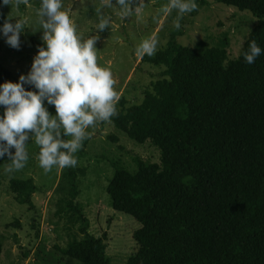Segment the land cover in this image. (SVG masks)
<instances>
[{
	"label": "trees",
	"instance_id": "obj_1",
	"mask_svg": "<svg viewBox=\"0 0 264 264\" xmlns=\"http://www.w3.org/2000/svg\"><path fill=\"white\" fill-rule=\"evenodd\" d=\"M197 3L250 11L259 23L233 60L226 37L215 47L194 49L178 42L183 30H174L164 49L143 57L165 67L161 79L148 86L141 103L117 102L118 114L109 121L161 153L160 164L136 156V171L114 164L107 189L112 207L141 225L134 234L139 250L126 264H264V54L253 64L244 59L253 41L264 49V0ZM7 81L19 78L0 63V84ZM9 160L7 154L0 159V168ZM84 173L65 168L69 190L59 215L78 225L82 239L62 253L80 264H112L107 235L89 233L90 221L76 203ZM10 189L19 204L35 208L33 179H13ZM3 252L0 232V259Z\"/></svg>",
	"mask_w": 264,
	"mask_h": 264
},
{
	"label": "rangeland",
	"instance_id": "obj_2",
	"mask_svg": "<svg viewBox=\"0 0 264 264\" xmlns=\"http://www.w3.org/2000/svg\"><path fill=\"white\" fill-rule=\"evenodd\" d=\"M63 2L65 9L71 10V18L84 39H97L98 63L112 71L119 100L126 98L129 105L141 103L144 91L153 81L161 79L165 67L144 63L145 55H137L136 50L144 39L152 36L159 41L156 53L164 49L176 30L177 10L162 13L161 9L169 0H132L130 6L133 9L141 3L144 7L139 13L124 17L116 0H112V7L105 6L104 0ZM40 3L41 0H28L27 4L11 8L3 6L0 0V26L9 18L12 23L20 18L27 21L19 50L9 46L0 34V63L17 78L29 73L38 46L43 43L44 30L38 17ZM107 17H111L109 26L99 30L101 18ZM179 22V29L183 30V35L178 37L181 45L196 49L199 44H204L212 48L226 37L229 57L233 60L239 57L259 19L250 11L210 3L204 8L199 6L197 13L185 14ZM49 111L56 115L54 106H49ZM87 131L90 133V138L85 140L87 144L83 142L75 154L78 163L74 168L85 172L78 179L80 195L76 203L83 207L90 221L89 233L97 238L107 235V254L112 264H126L139 250L134 234L141 225L132 216L112 207L107 189L116 172L114 164L120 162L136 171V156L160 164L161 153L150 142L139 145L131 140L111 121H98ZM39 149L34 134H30L26 166L7 173L4 169L11 163L9 160L0 168V232L4 243L0 264H80L62 253L74 238L82 239L78 225L66 215H59L69 190L65 168L53 167L50 172H45L39 164ZM13 179L35 181L38 191L33 198L34 209L19 204L10 189Z\"/></svg>",
	"mask_w": 264,
	"mask_h": 264
},
{
	"label": "clouds",
	"instance_id": "obj_3",
	"mask_svg": "<svg viewBox=\"0 0 264 264\" xmlns=\"http://www.w3.org/2000/svg\"><path fill=\"white\" fill-rule=\"evenodd\" d=\"M22 3L27 4L28 0H2L3 6L11 8ZM116 3L121 6L120 14L124 17L139 13L144 7L141 3L133 9L132 0H116ZM104 4L112 7V0H104ZM198 7L197 0H169L161 11L169 14L177 10L175 27L179 29V20ZM70 11L65 9L63 0H41L38 17L44 30L43 43L38 46L31 70L21 75L19 82L0 84V108H3L0 159L7 154L11 160L4 169L7 173L26 166L30 134H34L35 144L40 148L39 164L45 172L53 167H75L78 163L75 154L90 138L87 130L98 121H109L118 114L119 97L113 73L98 63L97 39H84ZM110 20L111 17L101 18L98 29H106ZM26 24L22 18L15 23L9 18L0 26V34L9 46L19 50ZM158 43L156 36L144 39L136 50L137 55H155ZM262 54L264 49L253 41L244 59L253 64ZM49 106L55 107L56 115L51 114Z\"/></svg>",
	"mask_w": 264,
	"mask_h": 264
}]
</instances>
